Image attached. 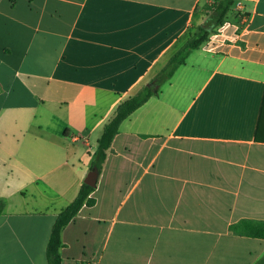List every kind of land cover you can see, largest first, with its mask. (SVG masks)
<instances>
[{
    "label": "crops",
    "instance_id": "1",
    "mask_svg": "<svg viewBox=\"0 0 264 264\" xmlns=\"http://www.w3.org/2000/svg\"><path fill=\"white\" fill-rule=\"evenodd\" d=\"M120 127L60 264H256L264 240V0H235ZM213 0H0V264H46L102 126L186 44ZM192 32V33H191ZM203 46V45H202ZM201 46V47H202Z\"/></svg>",
    "mask_w": 264,
    "mask_h": 264
},
{
    "label": "trees",
    "instance_id": "2",
    "mask_svg": "<svg viewBox=\"0 0 264 264\" xmlns=\"http://www.w3.org/2000/svg\"><path fill=\"white\" fill-rule=\"evenodd\" d=\"M235 0H213L211 12L207 15L201 25L197 27V32L191 35L184 47L174 54L165 64L160 73L136 94L121 101L114 109L112 116L102 126L101 134L97 140V150L95 158L90 166V170L96 169L100 172L106 158V151L110 148L112 141L118 134L121 123L126 120L135 110L140 108L149 98L158 94L161 85L172 77L179 65H183L193 50L199 49L210 38L216 34L217 30L226 23L227 15L235 7ZM264 116V100L262 101L260 121ZM93 188L82 184L74 200L56 216L52 226L50 236L46 245V264H60L59 250L62 247L61 232L73 218L78 214L83 206L90 207L94 204V199L90 197ZM2 203L0 202V211ZM237 233L244 234L251 238L264 240V222L241 223L232 228ZM264 264V256L256 263Z\"/></svg>",
    "mask_w": 264,
    "mask_h": 264
},
{
    "label": "water",
    "instance_id": "3",
    "mask_svg": "<svg viewBox=\"0 0 264 264\" xmlns=\"http://www.w3.org/2000/svg\"><path fill=\"white\" fill-rule=\"evenodd\" d=\"M97 177H98V171L96 169H93L89 171V173L87 174V176L85 177L83 181V184L94 188L96 185Z\"/></svg>",
    "mask_w": 264,
    "mask_h": 264
},
{
    "label": "rangeland",
    "instance_id": "4",
    "mask_svg": "<svg viewBox=\"0 0 264 264\" xmlns=\"http://www.w3.org/2000/svg\"><path fill=\"white\" fill-rule=\"evenodd\" d=\"M234 12V8L232 9V11H231V13H233ZM197 32V28H195V31L192 33V34H190L189 35V37H188V40H189V38L191 37V35H193L194 33H196ZM205 54V52H204V45L202 46V47H200L199 49H197V50H193L192 52H191V55H190V57L187 59V61L189 62V63H191L193 60H195V58L198 56V55H204Z\"/></svg>",
    "mask_w": 264,
    "mask_h": 264
},
{
    "label": "built area",
    "instance_id": "5",
    "mask_svg": "<svg viewBox=\"0 0 264 264\" xmlns=\"http://www.w3.org/2000/svg\"><path fill=\"white\" fill-rule=\"evenodd\" d=\"M235 8H236L237 11H240V10H241V3L237 2L236 5H235ZM223 27H224V25H223L222 27H220V28L217 30V32H218V31H221V30L223 29Z\"/></svg>",
    "mask_w": 264,
    "mask_h": 264
}]
</instances>
